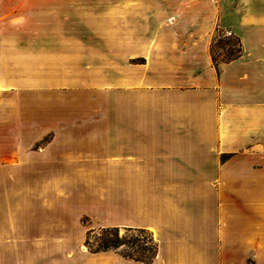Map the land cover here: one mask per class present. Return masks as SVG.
I'll return each instance as SVG.
<instances>
[{
  "label": "crops",
  "instance_id": "obj_1",
  "mask_svg": "<svg viewBox=\"0 0 264 264\" xmlns=\"http://www.w3.org/2000/svg\"><path fill=\"white\" fill-rule=\"evenodd\" d=\"M90 217L264 264V0H0V264H148Z\"/></svg>",
  "mask_w": 264,
  "mask_h": 264
},
{
  "label": "rangeland",
  "instance_id": "obj_2",
  "mask_svg": "<svg viewBox=\"0 0 264 264\" xmlns=\"http://www.w3.org/2000/svg\"><path fill=\"white\" fill-rule=\"evenodd\" d=\"M224 48V50H222ZM214 51H215V57L218 58L221 56V59H229L234 57L235 55L238 54L239 47H238V41L235 39L227 40L225 38H218L217 41L215 42L214 46ZM49 140V138H42L40 141L35 143V146H42L45 144V142ZM101 178H108V187L112 193V197L114 198V202L116 203V175H110V176H100ZM85 224L89 226H93V229H90L87 232V238L85 241V245L89 248H94L98 246V242L100 240V236L102 235L103 229L106 227H115L117 224H109V225H104L98 217H90V218H85L84 219ZM121 229V234L125 235V244L120 248V251L123 253H136L134 252L136 250V246L133 247L131 245V239L134 238V236L137 235L136 231H126V227H121L118 226ZM142 239H149V234L148 233H142ZM114 253H119L115 250H109Z\"/></svg>",
  "mask_w": 264,
  "mask_h": 264
},
{
  "label": "trees",
  "instance_id": "obj_3",
  "mask_svg": "<svg viewBox=\"0 0 264 264\" xmlns=\"http://www.w3.org/2000/svg\"><path fill=\"white\" fill-rule=\"evenodd\" d=\"M126 231L137 232V235L130 241L133 247L136 246V250L134 251L136 253L126 254L120 251V248L125 244L126 236L121 234V229L118 226L104 228L98 246L91 247V249L94 252L115 250L126 257L142 260L148 264L151 263L158 252V243L152 233L144 228H126ZM142 233H148L149 239H142Z\"/></svg>",
  "mask_w": 264,
  "mask_h": 264
},
{
  "label": "built area",
  "instance_id": "obj_4",
  "mask_svg": "<svg viewBox=\"0 0 264 264\" xmlns=\"http://www.w3.org/2000/svg\"><path fill=\"white\" fill-rule=\"evenodd\" d=\"M226 35H227V36H231V35H232V32H231V31H227V32H226Z\"/></svg>",
  "mask_w": 264,
  "mask_h": 264
}]
</instances>
